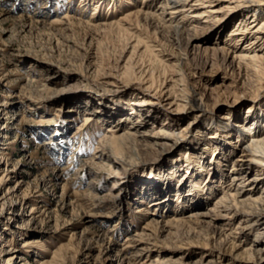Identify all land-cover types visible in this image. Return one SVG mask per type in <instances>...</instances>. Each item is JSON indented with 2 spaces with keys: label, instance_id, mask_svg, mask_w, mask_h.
<instances>
[{
  "label": "rangeland",
  "instance_id": "1",
  "mask_svg": "<svg viewBox=\"0 0 264 264\" xmlns=\"http://www.w3.org/2000/svg\"><path fill=\"white\" fill-rule=\"evenodd\" d=\"M185 4L189 14L176 17L187 35L177 41L142 15L119 20L142 0H0V264H122L116 243L140 231L153 249L131 264H155L157 255L181 264H264V253L247 254L260 230L242 222L248 206L214 203L231 164L246 158L242 117L247 107L263 114L264 89L251 59L236 57L243 38L232 35L234 19L222 20L228 0ZM209 121L232 128L211 138ZM162 128L170 139L157 137ZM122 132L134 145H123L119 160L111 140ZM188 154L210 167L185 177ZM250 167V175L259 170ZM116 180L121 197L88 216L94 197L107 196ZM157 197L167 200L153 205ZM151 221L172 225L155 234Z\"/></svg>",
  "mask_w": 264,
  "mask_h": 264
},
{
  "label": "bare ground",
  "instance_id": "2",
  "mask_svg": "<svg viewBox=\"0 0 264 264\" xmlns=\"http://www.w3.org/2000/svg\"><path fill=\"white\" fill-rule=\"evenodd\" d=\"M156 0H142L144 3L143 6H139L135 9L134 13L129 14L127 17L123 16L119 18L120 21H125L129 19L130 16L140 17L142 15L145 18H149L150 20H153V23L155 24V27L159 28L160 30H163L165 32L171 33L177 41H180V37L184 34L187 35L186 28L184 26V21H182L180 18L176 17L178 14H183L184 16L188 15L190 12L189 8L186 6L187 0H160L158 5L155 6ZM229 5H224L222 7L223 10V16L222 20H232L234 19V27L232 29L233 34L232 35H239L235 36V41H240L243 38L242 42V48L241 53L238 54L237 59L239 62H243L247 57H249L250 64L253 65L255 68V72L257 74V79L260 81L259 87L261 89H264V15L263 17H260V13H264V0H228ZM95 5V2H94ZM208 6V5H203ZM161 9L162 11L159 12V14L155 13V9ZM218 10V9H217ZM204 12L201 13H192L190 16H201ZM164 13L170 14L168 18L164 17ZM174 15V16H173ZM67 15H64V17ZM173 17V18H172ZM69 19L70 17L67 16ZM213 19V17L210 16V21ZM60 21V20H59ZM58 20H53V22H59ZM116 22H113L111 25H116L118 28H122L123 24H121L120 21L115 20ZM82 22V21H81ZM85 24H88L87 22ZM225 24V23H224ZM124 29H127L126 27H123ZM247 33H252L251 37H247ZM234 38V37H233ZM142 38H140L139 43H143L141 41ZM186 43L189 42V37L186 36L185 38ZM234 41V40H233ZM144 44V43H143ZM145 45V44H144ZM145 48V46H144ZM147 52L150 51L149 46H147ZM252 51V52H251ZM133 54V53H132ZM156 54V53H155ZM151 77V76H150ZM145 77L143 78V80ZM150 86H154L156 83L153 80V77H151V80H147ZM157 85V84H156ZM175 100V96H173ZM193 107L197 110H200L202 108V105L200 102H193ZM258 109L260 108H254L251 109V107L246 108V116L242 117L243 126H242V132L247 133L246 142L243 143V147L241 149L242 153H244V159L243 163H232L231 164V170H235L234 173L230 175V182L229 184L223 186L222 195L221 198L217 203L221 205L223 200H230L228 205H233L236 209L238 206L240 208L241 205H247L248 209L246 210L245 216L246 220H242V222H247V226H260V230L257 231V233L254 235V241L253 246L249 250H247V254H249L250 257L254 256V253L259 254L261 257L264 253V110L263 114L257 113ZM259 114V115H258ZM153 118V117H152ZM172 122V121H171ZM209 126H213L214 131L212 132L213 135H211V138H216V133H218L220 130H225V133H228V129L232 128V125L226 123L225 126L219 125V123L215 121H209ZM168 128H172V124L167 123ZM157 137L159 139H170L171 135L167 130L162 128L159 132L156 133ZM210 137V136H209ZM134 139L128 132H122L118 135L113 136L111 140V149L115 152L116 156L120 160L122 158L123 152L120 151L121 147L123 145L131 146L134 145ZM177 142L172 140V144H176ZM218 145H215L214 149L211 150V155L209 156V164L212 163V160L214 159V153L217 150ZM223 147L221 146L220 149ZM122 150V149H121ZM106 153L105 150H103L104 154ZM107 154V153H106ZM227 154H222V157H227ZM108 156V155H107ZM216 157V156H215ZM193 158L190 157V154H188L187 158H184V163L181 165L185 169V177L188 176V174H200V171L205 170V168L209 165H205V168L202 167V162L204 160L201 159V156L197 155L196 160L192 161ZM226 160V159H225ZM240 159H234L233 161H238ZM194 162L195 165L189 166L190 163ZM180 163L181 161H176L175 163H172L169 168L170 172L165 173V177L171 176L177 171L178 165L176 164ZM206 163H208L206 161ZM117 164V163H116ZM250 164H253L254 166L259 169L257 172L249 174L251 171ZM117 167H120L119 164L116 165ZM180 166V165H179ZM210 167V166H209ZM194 168V170H192ZM173 169V171H171ZM192 170V171H191ZM154 171V168L152 169ZM152 171L150 173H152ZM112 175L116 177V168L112 169ZM151 181V180H150ZM118 180L111 185V189L108 192V195L105 197H94L97 199V201H93L91 206L93 207L92 210L88 211V216H93L100 214L98 210L100 208H104L106 204L117 201L116 199L118 197H121L120 194L118 195L117 184ZM153 183V182H152ZM159 183H157L158 185ZM162 184V183H161ZM184 184V182H183ZM155 185V187L157 186ZM255 185H260L259 189L255 188ZM199 186L197 183H195V186H192L188 188V192L185 194L187 200H192V196L195 195V188ZM159 186H157L158 188ZM154 189V187H148L147 190L151 191ZM146 192V191H145ZM155 193V192H153ZM151 193V194H153ZM144 195H150L151 194H145ZM181 194V193H180ZM165 196V194L163 195ZM93 200V199H92ZM167 199H159V197L155 198V200L152 201L153 205H157L159 203L166 202ZM102 204V205H101ZM216 206V205H215ZM246 208V206H245ZM93 211V212H92ZM204 213V212H203ZM203 213H190L189 217H194L196 215H201ZM228 213V212H227ZM225 213V214H227ZM205 215V213H204ZM208 216V215H207ZM224 216V215H223ZM89 217V218H90ZM248 218V219H247ZM198 219V217H197ZM203 219V218H202ZM201 219V220H202ZM208 220V219H207ZM211 220V219H210ZM171 222V221H170ZM201 222V221H200ZM157 221H151L148 224L153 225L152 228L154 230V233L157 234V232L161 230H168L164 226H158ZM199 223V222H198ZM211 224V223H210ZM209 224V225H210ZM172 225V224H171ZM263 225V226H262ZM112 229L108 228V231H111ZM105 236L104 234H102ZM150 234H147L143 231L140 232H133L131 234H128L123 240V243H116L117 245H120V249L115 250L118 260L122 264H131L132 259L139 256L141 253H147L148 251H151L153 249L152 243H150L149 237ZM224 240V239H223ZM263 246L259 247L258 245L262 244ZM118 248V247H117ZM135 252V253H133ZM144 261V260H143ZM139 264H142L141 262ZM155 264H181L179 262L172 260H166L163 257H159L157 255V258L155 259Z\"/></svg>",
  "mask_w": 264,
  "mask_h": 264
}]
</instances>
